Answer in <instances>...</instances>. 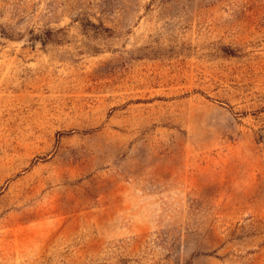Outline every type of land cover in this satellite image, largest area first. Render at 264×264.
<instances>
[{"label":"rangeland","instance_id":"rangeland-1","mask_svg":"<svg viewBox=\"0 0 264 264\" xmlns=\"http://www.w3.org/2000/svg\"><path fill=\"white\" fill-rule=\"evenodd\" d=\"M0 264H264V0H0Z\"/></svg>","mask_w":264,"mask_h":264}]
</instances>
